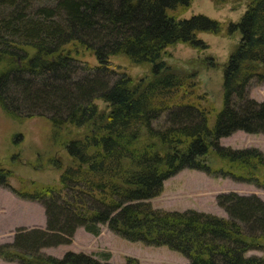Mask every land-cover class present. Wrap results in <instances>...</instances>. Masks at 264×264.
Segmentation results:
<instances>
[{
    "label": "trees",
    "instance_id": "16d2710c",
    "mask_svg": "<svg viewBox=\"0 0 264 264\" xmlns=\"http://www.w3.org/2000/svg\"><path fill=\"white\" fill-rule=\"evenodd\" d=\"M216 6L243 0H212ZM230 22L239 42L223 65V106L201 91L197 70L167 59L178 43L208 48L200 32H224L204 14L181 17L193 0H0V107L13 119L46 116L56 127L84 133L65 144L55 184L28 182L0 167V186L38 201L46 226L19 227L0 244V258L17 264H114L83 253L62 257L45 247L70 244L78 228L98 235L106 226L146 245L167 246L188 264H264V199L235 191L218 195L227 217L196 209L155 208L164 181L189 168L264 185V152L222 145L242 130L264 133V102L249 96L264 83V0H245ZM35 3V4H34ZM89 52L96 65L80 58ZM149 65L135 79L110 58ZM105 103L101 107L98 101ZM165 116L164 123L157 121ZM125 264H141L128 257Z\"/></svg>",
    "mask_w": 264,
    "mask_h": 264
},
{
    "label": "rangeland",
    "instance_id": "374dc122",
    "mask_svg": "<svg viewBox=\"0 0 264 264\" xmlns=\"http://www.w3.org/2000/svg\"><path fill=\"white\" fill-rule=\"evenodd\" d=\"M53 0H34L36 4L50 3ZM34 3V4H35ZM246 1L229 2L216 6L212 0H193L191 7L181 17L190 18L204 14L225 23L224 32H200L199 38L208 48H194L183 43L167 49V59L180 67L197 70L201 91L208 92L216 109L223 106V65L230 52L239 42V31L228 33L230 22H238L246 11ZM8 10V8H7ZM0 2V15L7 11ZM1 17V16H0ZM80 58L92 65L97 60L89 52H81ZM114 67L127 71L135 79L149 77V65L133 63L125 55L110 58ZM249 96L264 102V83L253 80ZM101 107L105 103L98 101ZM165 116L157 121L164 123ZM85 129L73 126L56 127L46 116H35L23 120L13 119L0 107V167L11 170L15 176L11 184L19 188V177L30 183L55 184L61 170L58 164L65 163L66 142L82 135ZM222 145L233 148L256 147L264 152V133H247L238 130L222 137ZM0 186V244L11 242L19 227H45V209L38 201L22 199L11 190ZM235 191L242 195L256 194L264 199V185L235 180L231 177L210 175L206 172L185 168L164 181L160 195L150 201L155 208L165 210L196 209L227 217L226 211L218 205L217 197L223 192ZM42 251L62 257L68 251L83 252L100 261L125 264L128 257L137 258L141 264H188L189 259L167 246L146 245L140 241L125 239L108 227L103 226L100 234L94 235L84 228L77 229L70 244L45 247ZM248 254L263 255L260 250H250ZM0 264H17L0 258Z\"/></svg>",
    "mask_w": 264,
    "mask_h": 264
},
{
    "label": "crops",
    "instance_id": "0c3cea01",
    "mask_svg": "<svg viewBox=\"0 0 264 264\" xmlns=\"http://www.w3.org/2000/svg\"><path fill=\"white\" fill-rule=\"evenodd\" d=\"M2 189L6 190L7 188L3 187ZM8 190V189H7ZM12 262V261H11Z\"/></svg>",
    "mask_w": 264,
    "mask_h": 264
}]
</instances>
